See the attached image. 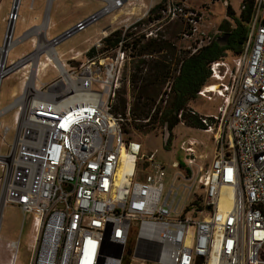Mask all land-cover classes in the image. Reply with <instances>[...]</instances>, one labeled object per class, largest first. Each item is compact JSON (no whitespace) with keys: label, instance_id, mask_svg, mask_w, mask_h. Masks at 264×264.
<instances>
[{"label":"built area","instance_id":"2783aa9c","mask_svg":"<svg viewBox=\"0 0 264 264\" xmlns=\"http://www.w3.org/2000/svg\"><path fill=\"white\" fill-rule=\"evenodd\" d=\"M99 1L97 10L59 34H38L37 47L57 76L38 90L37 84L22 90L0 109V117L14 111L16 123L12 143V127H1V144L9 151L0 152V206L15 204L32 220L29 264H123L129 251L134 260L151 264H264V0H255L235 66L223 59L208 64L210 76L197 97L223 98L217 113L187 106L177 114L181 125L196 118L198 129L213 136V153H203L202 142L188 137L179 144L186 157L170 167L154 162V152L145 155L143 144L127 136L131 106L126 114L114 111L133 57L123 38L109 46L115 30L103 28L79 66L70 61H78L80 51L70 49L66 57L57 50L89 26L138 5ZM21 4L12 0L6 16L0 94L4 80L34 59V51L10 58L30 35H16ZM158 12L185 19L188 34L197 33L204 17L188 0H171ZM142 20L126 24V31L134 32ZM144 33L147 39L154 34ZM165 146H173L172 140ZM123 152L130 169L121 175ZM8 245L15 262L21 242Z\"/></svg>","mask_w":264,"mask_h":264},{"label":"rangeland","instance_id":"374dc122","mask_svg":"<svg viewBox=\"0 0 264 264\" xmlns=\"http://www.w3.org/2000/svg\"><path fill=\"white\" fill-rule=\"evenodd\" d=\"M30 1L22 0L21 17L16 28L17 36L33 24L34 15L37 12H43L46 2V0H37L41 3V9L33 11L29 8ZM223 1L188 0V4L192 8L202 10L203 12L198 13L204 14L196 34L187 33L189 26L182 17L177 16L171 19V15L166 16L167 14L164 12H158L166 7L171 0H155L149 17H143V14L152 2L150 0H138V5H135L133 12H116L75 34L57 47L58 52L64 53L66 57L70 56V49L80 51L82 56L79 57L78 61H70L72 66H79L85 59L84 55L88 45L101 26H104V28L109 26L110 29L120 33V37L118 33H115L111 36L112 40L106 43L113 46L117 43L118 38H123L124 46L132 48L133 57L123 71L122 85L114 105V111L126 114L128 107L131 106L130 118L132 120L125 123L127 136L139 140L143 144L145 155L149 156L154 152V162L165 164L167 167H170L172 162L184 160L186 154L180 150L179 144L188 137H194L202 142L203 153L211 154L214 151L215 140H213V136L199 130L193 118L190 117H188L186 125L178 123L171 129L170 140H172L173 146H165L163 142L164 127L160 124V116L167 106L165 100L169 97L166 94L171 87L172 76L176 72L175 68L180 65L181 60L191 55L199 45L209 44L219 36L227 33L228 29L234 28L236 22L233 17L240 16L245 3L253 2V5L255 4V0H228L231 5L229 9L223 4ZM11 2L12 0H1L0 3V45L4 40L6 16ZM79 2H82V4H79ZM100 4L99 0H56L51 13V19L55 25L50 29V35L68 24L69 15L86 14L85 16H87L90 13L89 11L95 10ZM138 17H142L143 20L140 22L139 27L134 30L136 34L131 36L134 33L131 32L132 27L131 30L126 31L125 25L131 24ZM144 29L147 32L153 31L154 34L147 39L144 36ZM156 34L159 35L156 37ZM151 40L162 43L165 51H150L148 43ZM30 51H34L36 62L32 66L17 70L4 80L0 94V109L11 103L14 96L20 94L22 90L35 89L36 84V88H38L42 82H49L57 76L52 64L45 66L46 60L44 54H41L42 48L33 49L30 40L15 46L10 53V58L17 59ZM224 54L223 60L229 65L235 66V61L239 55L233 49H226ZM159 62L167 66L165 75L161 78H158L160 76ZM15 87H18V92L13 94ZM222 103L223 98L217 97L208 102L203 98L196 97L188 103V106L203 113H217L218 107ZM158 109L160 111L156 116ZM142 111H150L149 116L140 118L139 114ZM14 117V111L0 117V134L3 125L12 126L7 139L8 143H12L15 136L16 123ZM147 119L150 120L146 121ZM8 151L9 146L7 144L2 145L0 140V152L5 153ZM0 212L3 215L0 229V264H10L13 253L8 245L10 240H20L21 242L16 264H29L32 257L31 244L35 234L32 220L30 218L25 219L22 211L15 204L0 206ZM131 261V264H151L150 262L134 260L132 257Z\"/></svg>","mask_w":264,"mask_h":264},{"label":"trees","instance_id":"16d2710c","mask_svg":"<svg viewBox=\"0 0 264 264\" xmlns=\"http://www.w3.org/2000/svg\"><path fill=\"white\" fill-rule=\"evenodd\" d=\"M253 7V2L245 3L240 16L233 17L236 26L228 29V32L231 33V35L227 45L221 46L214 40L209 44L201 46L197 52L183 58L180 66H176V72L172 76L171 91L168 94L169 98L165 100L167 106L163 109L160 116V124H162L163 127L167 123L170 129H172L179 123L177 117L178 112L181 109L186 108L188 103L197 97L198 90L207 82L210 76L208 64L211 61L223 59L225 55L224 51L226 49H233L237 55L242 54L248 39L249 24L253 15ZM228 8L230 9L231 5H229ZM115 33H118V36L120 37V33L114 31L107 41H111V36L115 35ZM119 40L120 38H118L117 42ZM148 44L150 51H160L164 48L162 43H159L157 40H151ZM166 67V64L160 63V76H158V78L165 75ZM159 111L160 109H158L155 114L156 116H158ZM149 114L150 111H142L139 115L140 118H147ZM193 120L197 128H202L196 118H193Z\"/></svg>","mask_w":264,"mask_h":264},{"label":"crops","instance_id":"0c3cea01","mask_svg":"<svg viewBox=\"0 0 264 264\" xmlns=\"http://www.w3.org/2000/svg\"><path fill=\"white\" fill-rule=\"evenodd\" d=\"M41 1V0H39ZM37 1V0H31L30 3H29V8L33 11L35 10H39L41 9V3ZM56 0H52V3H51V6L48 7L47 9V12H46V2L44 4V8H43V12H37L34 17H33V24H31L30 27L26 28L20 35H22L24 32H26L27 30H30V35L29 37L26 39V40H30L31 44H32V47L33 49L37 47V43H39L37 41V37H38V34L39 33H42V32H46L47 33V36L49 38L59 34L60 32L64 31L65 29H67L68 27L74 25L76 22H78L80 19H82L86 14H71L69 15V22L67 25H65L64 28H62L61 30H58L56 31V33L50 35V29L55 25V23L52 21L51 19V13L53 11V7H54V3H55ZM155 0H150V2H152L151 4H153ZM149 2V1H148ZM38 3V4H37ZM79 4H82V2H79ZM22 5V4H21ZM102 5V3L95 9L97 10L100 6ZM50 8V9H49ZM21 9V8H20ZM127 9V8H126ZM126 9H123L122 11L123 12H128ZM95 10H91L89 11L90 13H92L93 11ZM120 11V12H122ZM89 13V14H90ZM8 14V12H7ZM20 17H21V14H20ZM19 21V20H18ZM16 28H17V25H16ZM104 28V26H101L98 31L96 32V35L95 37L93 38V40L90 42V44L88 45V47L92 44V42L95 40V38L98 36L99 32ZM18 35V36H20ZM24 40V41H26ZM23 41V42H24ZM87 47V48H88ZM60 53V52H59ZM60 54H64V53H60Z\"/></svg>","mask_w":264,"mask_h":264},{"label":"bare ground","instance_id":"6f19581e","mask_svg":"<svg viewBox=\"0 0 264 264\" xmlns=\"http://www.w3.org/2000/svg\"><path fill=\"white\" fill-rule=\"evenodd\" d=\"M133 12V11H132ZM37 48H41V47H37ZM37 48H35V49H37ZM47 52V51H46ZM47 55H49L48 53H47ZM62 55V54H61ZM34 59H33V61L31 62V63H29V62H27V61H25V62H23L22 63V65L17 69V70H19V69H21V68H26V67H28V66H32V65H34V63L36 62V58H35V55H34V57H33ZM41 62V61H40ZM48 64H46L45 66H47ZM49 66V65H48ZM17 70H15L14 72H16ZM14 72H12L11 74H13ZM10 74V75H11ZM9 75V76H10ZM8 76V77H9ZM7 77V78H8ZM43 83V82H42ZM42 83H41V85H42ZM26 85H27V83H26ZM40 88H41V86H39ZM39 87L37 88V90L39 89ZM34 90V89H33ZM24 91H26V89L24 90ZM18 92V87H15L14 88V90H13V94H16ZM22 116H20V119H19V124L22 122ZM9 126H11V125H9ZM12 127V126H11ZM123 160H124V164H123V166L121 167V170H120V173H121V175L125 172V171H127V170H129L130 169V166H129V163H128V160H127V154L125 153V152H123ZM3 205V204H2ZM2 205H1V207H2ZM2 217H3V215H2V213L0 212V229H1V220H2ZM35 235V234H34ZM12 258V257H11ZM18 260V259H17ZM17 260L15 261V262H13L12 260L10 261V264H16V262H17Z\"/></svg>","mask_w":264,"mask_h":264},{"label":"water","instance_id":"95a60500","mask_svg":"<svg viewBox=\"0 0 264 264\" xmlns=\"http://www.w3.org/2000/svg\"><path fill=\"white\" fill-rule=\"evenodd\" d=\"M231 33L227 32L225 33L223 36H219L218 38H216V41L221 45V46H225L228 44L229 38H230ZM171 137V129L168 126V124L166 123L164 125V132H163V142L165 145L168 144L169 139ZM131 251H129L127 253V255L124 258L123 264H131Z\"/></svg>","mask_w":264,"mask_h":264},{"label":"flooded vegetation","instance_id":"af4514ba","mask_svg":"<svg viewBox=\"0 0 264 264\" xmlns=\"http://www.w3.org/2000/svg\"><path fill=\"white\" fill-rule=\"evenodd\" d=\"M223 4L226 5L227 7L230 5L228 0H224V1H223ZM227 32H228V31H227ZM215 41H216V39H215ZM161 50H162V49H161Z\"/></svg>","mask_w":264,"mask_h":264}]
</instances>
